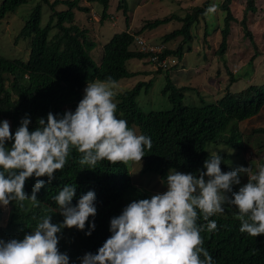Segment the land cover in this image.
Listing matches in <instances>:
<instances>
[{
    "label": "trees",
    "instance_id": "obj_1",
    "mask_svg": "<svg viewBox=\"0 0 264 264\" xmlns=\"http://www.w3.org/2000/svg\"><path fill=\"white\" fill-rule=\"evenodd\" d=\"M47 4L52 15L46 26H42V5L39 3L32 11L30 18L20 31L18 38L23 40L31 39V51L27 61L21 59H8L0 55V122H10L11 132L20 127L25 117L31 120L29 131H34L38 126V120H47L49 112L62 116L65 112H75L76 105L81 101V92L95 80L104 81L111 77L116 82L123 78H131L138 74L130 73L126 69L129 60H144L152 53H140L130 49L135 43L136 36L145 31H153L173 21L181 23V27L164 36L165 44L182 38V44L177 49L166 47L160 54V58L175 56L183 59L186 51L192 52L194 42L193 28L198 31L199 23L209 14L213 0H207L202 6L192 8L184 17L173 14L168 17L155 19L147 22L140 31L132 33L128 29L117 33L104 45V53L101 66H97L91 56V52L97 47L96 43L89 38V29H81L75 24V12L89 11L88 7H82L80 0H41ZM103 6L104 22L110 15L108 9L110 0H88ZM28 0H3L0 6V23L8 14L14 13ZM231 0H224L221 10L225 12L224 28L221 29L222 40L217 50L220 58H225L229 48V36L232 22L237 19L230 9ZM64 5L62 10L57 7ZM119 10H122L127 17L129 4L127 0H120ZM257 13L255 0H248V6L240 22L246 36L250 37L256 54L251 58L250 63L260 55L253 35L248 30V12ZM57 32L52 35L53 31ZM219 31V28L216 32ZM199 35V34H198ZM210 36L209 28L205 26L204 34L201 35L204 41ZM200 36H198L199 42ZM163 69H159L161 73ZM230 83L238 82L241 78L227 71ZM153 81L140 83L133 91L125 94L114 95L115 99L121 100L117 111L122 112L128 126L135 124L140 128V134L148 136L152 141L151 150L145 149L143 158V172L163 174L172 168H185L188 173L196 174L203 171L204 161L210 152L208 146L211 144H223L228 148L237 151L245 150L243 134L239 124L257 116L264 108V83L262 85L251 84L246 89L233 92L226 88L222 97L216 102H207L197 90V87L177 88L171 78L167 76V84L163 90L169 94L173 105L171 109L161 111L144 112L137 102L140 94V87H152ZM198 92L199 105H186L184 99L187 92ZM79 97L75 99L76 96ZM131 128V126H130ZM256 134L264 135V128L257 129ZM264 139V137H263ZM7 147H11L9 142ZM222 157L221 169L228 172L229 167L225 164L227 156L220 153ZM81 154L72 148L67 163L63 170L57 171L55 179L48 183L47 177L44 180V187L37 193L39 206H34L30 201L23 202V207L17 202L9 204V213L3 217L0 208V239L9 241L11 239L22 240L28 232H33L39 222L46 216H52L53 223H63V217L59 215V207L54 200L58 192L65 184L76 185V194L72 204L76 205L79 198L88 191L101 189L105 196L121 198L128 196L129 187H132L131 176L128 165L122 162L115 164L103 160L97 162L92 169L87 166L81 167L79 159ZM36 182L35 177L26 181L24 191L30 197ZM242 186V185H240ZM239 186H234L238 191ZM97 209V215L90 217L86 223L84 232L76 234L69 232L71 239V251L67 252L69 242L61 236L59 248L66 252L70 258V264H81V259L86 253L96 254L93 249L96 244V236L100 230L103 214ZM229 216L222 220L216 217L218 230L208 232L209 235L224 231V234L237 232L241 224L237 218ZM215 218H213L214 220ZM211 220V219H210ZM94 221L95 230L91 236H86L88 226ZM204 238L206 231L201 233ZM223 245L230 248L233 241L227 238ZM216 257V255H214ZM213 257V258H214ZM230 264H264V242L256 243L252 250L247 247H238L229 258ZM215 264H220L217 260Z\"/></svg>",
    "mask_w": 264,
    "mask_h": 264
},
{
    "label": "clouds",
    "instance_id": "obj_2",
    "mask_svg": "<svg viewBox=\"0 0 264 264\" xmlns=\"http://www.w3.org/2000/svg\"><path fill=\"white\" fill-rule=\"evenodd\" d=\"M215 10L213 6L208 11ZM138 39L142 38L136 36L137 50L133 51L152 53L144 60L154 69L173 70L179 66L178 57L167 56L160 58L167 66L160 67L151 58L160 57L164 49L161 53L142 51ZM119 81L108 77L87 83L75 112L67 111L62 116L49 112L46 121L38 120L39 126L34 131H29L31 120L27 117L14 135L10 122H0V207L7 208L14 201L23 207L26 200L38 207L37 193L45 183L41 178L47 177L51 183L54 174L65 167L72 148L81 154V167L90 169L103 160L113 164L142 162L145 149L152 148V141L140 134L137 125L130 128L122 112H116L121 100L117 98L119 102H114V95L119 94H114L113 89ZM9 142L10 148L6 146ZM221 163L219 151H213L204 161V170L196 174L181 167L168 170L166 176L156 174L154 189L162 183L157 194L143 191L131 178L128 196L113 198L105 196L101 189L88 191L75 206L72 201L77 186L65 184L54 197L63 223H53L52 216H46L22 240L0 239V264H70L68 254L59 248L63 235L69 242L67 252L72 249L69 232L64 229L82 234L89 218L97 215V209L104 215L93 247L97 253H86L80 258L81 264H215V260L230 264L229 258L236 248L252 250L256 243L264 242V167L256 172L242 166L224 172ZM140 167L143 172L142 163ZM128 171L131 176L129 165ZM241 174L249 177L242 186ZM33 177L36 182L29 197L24 189L26 181ZM234 186H239L238 191L233 190ZM226 206H230L233 215L222 214ZM235 213L241 224L237 232L224 234V230L209 235L208 232L218 230L216 217L225 220ZM94 230L93 221L85 235L91 236ZM204 231L207 236L203 238ZM227 238L233 241L230 248L223 245Z\"/></svg>",
    "mask_w": 264,
    "mask_h": 264
},
{
    "label": "rangeland",
    "instance_id": "obj_3",
    "mask_svg": "<svg viewBox=\"0 0 264 264\" xmlns=\"http://www.w3.org/2000/svg\"><path fill=\"white\" fill-rule=\"evenodd\" d=\"M3 0H0V6ZM56 0H50L51 3ZM129 4L128 21L122 10H119L120 0H110L108 9V17L103 20V6L98 3H92L88 0H80L82 7H88L89 11H80L77 8L75 12V24L81 29H89V38L95 42L97 47L91 52L96 63L100 64L103 58V47L117 33L129 29L132 33L140 31V29L149 21L164 18L173 14L184 17L193 7L202 6L207 0H127ZM224 0H213L212 6H215L214 12H209L205 19H202L196 31L193 28L194 42L193 51L185 53L180 64L173 70H163L158 73V69H154L153 65L147 61L139 59L129 60L126 69L130 73L138 75L134 78L122 79L117 83V87L113 89L114 94L126 93L140 83H148L153 81L152 87L147 90V86H142L137 102L140 108L148 113L150 111H165L173 107L169 94H164L163 90L167 84V76L176 86H197L200 95L207 102H216L217 98L222 97L227 87L233 92L246 89L249 85H262L264 83V0H255L257 13L248 12V30L253 35V40L257 45L260 55L251 64V58L256 54L250 37L240 24L245 16L248 0H231L230 9L233 16L237 19L232 22L231 33L229 36V48L225 58H220L217 50L220 46L222 35L221 29L224 28L225 12L221 10ZM41 3L42 5V26H46L52 15L50 7L41 0H28L16 12L10 13L0 23V54L8 58L21 59L27 61L31 51V39L23 40L18 38L20 31L24 27L34 8ZM64 5L57 7L62 10ZM128 23V25H127ZM181 23L173 21L163 25L153 31H145L137 37H141L147 45L160 49H177L182 44V38L165 44L164 36L181 27ZM205 26L209 28L210 36L204 41L201 35L204 34ZM219 28V31L216 32ZM57 32L53 31L52 35ZM199 34V35H198ZM198 36H200L198 42ZM137 46L133 44L131 50H137ZM178 63V62H177ZM232 72L235 77L241 78L238 82L230 83L229 74ZM197 91L187 92L184 99L186 105H199L200 99ZM84 96V92H83ZM117 104L119 101L114 99ZM78 105L75 107L77 108ZM121 119V116H117ZM243 134L245 150L237 151L226 147L223 144H211L208 151H219L227 156L225 164L229 170H235L239 167H250L253 172L258 171L260 167H264V135L256 134L257 129L264 128V108L255 117L243 121L239 124ZM137 134L138 130L133 128ZM142 162H128L131 169L132 183L141 187L143 191H159L162 183L154 189L158 178L156 174H143L141 169ZM180 171V170H176ZM241 185L247 183L249 177L246 174L240 175ZM150 182V183H149ZM5 217L9 213L7 208L0 207ZM222 214L233 215L230 206L225 207Z\"/></svg>",
    "mask_w": 264,
    "mask_h": 264
},
{
    "label": "built area",
    "instance_id": "obj_4",
    "mask_svg": "<svg viewBox=\"0 0 264 264\" xmlns=\"http://www.w3.org/2000/svg\"><path fill=\"white\" fill-rule=\"evenodd\" d=\"M138 43L141 45V50L142 51L153 52V53H161L162 49H160V48L156 49L154 47L148 46L143 39H138ZM151 59H152L153 62L158 63V65L160 67H166L167 66L166 61L165 60L160 61V57L158 55L152 56ZM173 62H176V61L173 60Z\"/></svg>",
    "mask_w": 264,
    "mask_h": 264
}]
</instances>
